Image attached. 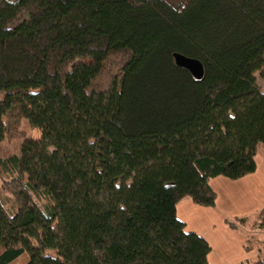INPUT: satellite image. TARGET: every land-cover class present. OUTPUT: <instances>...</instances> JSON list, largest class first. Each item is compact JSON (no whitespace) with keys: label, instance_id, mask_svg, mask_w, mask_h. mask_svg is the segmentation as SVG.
<instances>
[{"label":"trees","instance_id":"1","mask_svg":"<svg viewBox=\"0 0 264 264\" xmlns=\"http://www.w3.org/2000/svg\"><path fill=\"white\" fill-rule=\"evenodd\" d=\"M257 72L264 0H0V143L41 131L0 160V264H210L177 206L256 172Z\"/></svg>","mask_w":264,"mask_h":264},{"label":"crops","instance_id":"2","mask_svg":"<svg viewBox=\"0 0 264 264\" xmlns=\"http://www.w3.org/2000/svg\"><path fill=\"white\" fill-rule=\"evenodd\" d=\"M257 170L239 180L216 177L210 186L217 194L215 208L194 204L190 199L177 206L178 220L185 231L205 238L211 246L210 264H264V229L260 212L264 209V141L255 157ZM244 218L232 229L226 220Z\"/></svg>","mask_w":264,"mask_h":264},{"label":"rangeland","instance_id":"3","mask_svg":"<svg viewBox=\"0 0 264 264\" xmlns=\"http://www.w3.org/2000/svg\"><path fill=\"white\" fill-rule=\"evenodd\" d=\"M169 4L172 6H179L184 0H167ZM257 85L259 88L264 91V80L260 77L259 72L255 73ZM18 130L22 133L23 137H20L17 134L9 135L5 138L4 141L0 143V160H7L11 156H19L20 149L26 139H33L39 140L41 138V131L38 129L33 128L28 121L22 120ZM12 177H10L9 173L4 171V169L0 166V194L1 200L5 204V206H11V202L8 200V196L4 193L2 186L6 181H9ZM39 203L45 207L47 204L46 200H38ZM48 256L57 257L56 251H48ZM29 256L24 254L23 256L19 257L16 261L11 264H28Z\"/></svg>","mask_w":264,"mask_h":264},{"label":"water","instance_id":"4","mask_svg":"<svg viewBox=\"0 0 264 264\" xmlns=\"http://www.w3.org/2000/svg\"><path fill=\"white\" fill-rule=\"evenodd\" d=\"M174 59L176 65L189 71L195 80L201 81L204 78V66L199 60L186 57L182 54H175Z\"/></svg>","mask_w":264,"mask_h":264}]
</instances>
